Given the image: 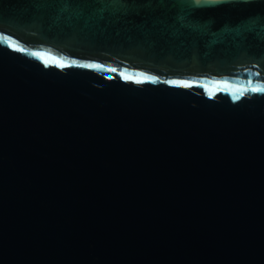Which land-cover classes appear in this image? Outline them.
<instances>
[{
  "label": "water",
  "instance_id": "water-1",
  "mask_svg": "<svg viewBox=\"0 0 264 264\" xmlns=\"http://www.w3.org/2000/svg\"><path fill=\"white\" fill-rule=\"evenodd\" d=\"M0 264H264V0H0Z\"/></svg>",
  "mask_w": 264,
  "mask_h": 264
},
{
  "label": "snow or ice",
  "instance_id": "snow-or-ice-1",
  "mask_svg": "<svg viewBox=\"0 0 264 264\" xmlns=\"http://www.w3.org/2000/svg\"><path fill=\"white\" fill-rule=\"evenodd\" d=\"M89 67H93V65H89ZM145 79H150V77H145Z\"/></svg>",
  "mask_w": 264,
  "mask_h": 264
}]
</instances>
